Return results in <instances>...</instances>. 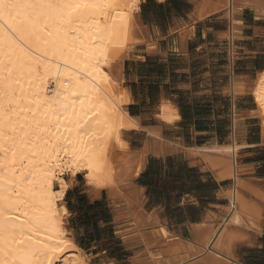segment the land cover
I'll return each instance as SVG.
<instances>
[{"label": "crops", "instance_id": "obj_1", "mask_svg": "<svg viewBox=\"0 0 264 264\" xmlns=\"http://www.w3.org/2000/svg\"><path fill=\"white\" fill-rule=\"evenodd\" d=\"M147 2L140 0L139 9ZM150 5L164 6L168 23L146 26L136 14L153 45L135 49L139 55L123 64L128 112L141 126L125 132L133 135L126 139L129 164L140 169L121 181L120 194L96 192L84 181L89 204L106 209L104 220L82 227L84 248L98 264H247L264 254V137L251 93L230 92L235 78L251 85L264 70V16L243 8L236 14L241 35L232 40L230 12L200 18L211 0ZM163 103L174 107L177 120L160 119ZM236 135L244 147L233 176L222 178L211 165L217 154L205 149L230 145ZM237 193L260 211L242 215L245 225L233 222Z\"/></svg>", "mask_w": 264, "mask_h": 264}, {"label": "bare ground", "instance_id": "obj_2", "mask_svg": "<svg viewBox=\"0 0 264 264\" xmlns=\"http://www.w3.org/2000/svg\"><path fill=\"white\" fill-rule=\"evenodd\" d=\"M139 5L0 0V264H88L65 227L69 210L62 202L69 184L63 174L84 175L96 192L120 194L121 181L139 171L129 164L133 153L125 132L141 126L128 112L131 97L123 84V64L134 47L153 45L138 21ZM248 7L264 16V0H211L200 18L230 12V36L237 40L236 14ZM257 74L251 85L235 78L227 91L251 93L264 137V70ZM177 118L174 107L163 103L160 119ZM238 124L234 116L235 130ZM236 137L230 145L205 149L217 154L211 165L222 178L237 168L244 144ZM236 201L233 222L245 225L242 215H260L242 194Z\"/></svg>", "mask_w": 264, "mask_h": 264}, {"label": "rangeland", "instance_id": "obj_3", "mask_svg": "<svg viewBox=\"0 0 264 264\" xmlns=\"http://www.w3.org/2000/svg\"><path fill=\"white\" fill-rule=\"evenodd\" d=\"M136 14L143 15L144 23H145L146 26L147 25L148 26H152V27L165 26V25H167L168 20H169V14L167 12H165L164 10L158 9L154 5L148 6V8L145 11L141 8V9L138 10V12ZM138 21H139V19H138ZM146 40H147V38H146ZM143 46H145V45L144 44L136 45L134 47L131 55L132 56L133 55L138 56L139 55L138 52L134 53L135 52V49H137V48H139V49L140 48H143ZM255 80H256V78H254V80L252 82L254 83ZM125 86H127V85H125ZM258 121H259V118H258L257 122ZM132 136L133 135H131V134H127V135L125 134V138L126 139H128L129 137H132ZM137 145L138 144H135V147H137ZM63 175H64V179L69 184L68 185V191L69 190L70 191L76 190L78 192H81L82 194L85 193V189L83 188V183L85 181L84 175H81V176H78L77 175V176L73 177L72 175H70L67 172H65ZM70 200H71L73 206L77 210L74 213L69 211V214L66 216V219H65V227L68 230V233H67L68 236H70L71 238H73L74 239V242L78 245L79 249H81L80 248V245H83L82 240L85 241V239H87L86 234H85V229L82 230V227H83L82 225L85 222V220H83V216H84V214L87 211H89V209H86V206L84 207V210H82V211H80V209L77 208V205H78V195L76 193H74L70 197ZM62 204L65 207L67 206L66 199H64V201L62 202ZM87 241H89V240H86V242ZM80 251L82 252L83 257L86 260V262H88V264H98V262H96L94 260L93 256H91L92 251H87V249H85V250H82L81 249Z\"/></svg>", "mask_w": 264, "mask_h": 264}, {"label": "trees", "instance_id": "obj_4", "mask_svg": "<svg viewBox=\"0 0 264 264\" xmlns=\"http://www.w3.org/2000/svg\"><path fill=\"white\" fill-rule=\"evenodd\" d=\"M149 5V0L146 5L143 6V10H146ZM161 10H164V6H159ZM68 193L66 194V201H67V208L70 212H76V208L73 206L70 197L76 193L78 195V205L77 208L80 209V211L84 210V207L86 206V209L93 210V211H99L95 212L94 214H90V212H86L83 216V220H85L84 226H88L90 224L96 225L99 221H102L106 218V209L104 208L103 204L101 203H94L92 205L89 204V200L87 198L86 194H83L81 192H78L76 190L74 191H67ZM101 217L102 219H99ZM83 249L85 247V244L82 245ZM247 264H264V254L261 255H251L249 258H247Z\"/></svg>", "mask_w": 264, "mask_h": 264}]
</instances>
